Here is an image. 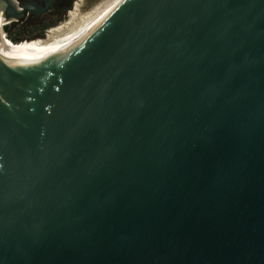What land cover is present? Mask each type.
<instances>
[{"label": "water", "instance_id": "1", "mask_svg": "<svg viewBox=\"0 0 264 264\" xmlns=\"http://www.w3.org/2000/svg\"><path fill=\"white\" fill-rule=\"evenodd\" d=\"M0 264H264V0H122L0 59Z\"/></svg>", "mask_w": 264, "mask_h": 264}, {"label": "flooded vegetation", "instance_id": "2", "mask_svg": "<svg viewBox=\"0 0 264 264\" xmlns=\"http://www.w3.org/2000/svg\"><path fill=\"white\" fill-rule=\"evenodd\" d=\"M97 1L99 0H9L13 13L21 15V18L8 20L11 27L7 37L13 43L45 42L49 40V32L76 24L73 21L75 17L89 13ZM2 17L6 20L5 15Z\"/></svg>", "mask_w": 264, "mask_h": 264}, {"label": "bare ground", "instance_id": "3", "mask_svg": "<svg viewBox=\"0 0 264 264\" xmlns=\"http://www.w3.org/2000/svg\"><path fill=\"white\" fill-rule=\"evenodd\" d=\"M121 1L122 0H114L105 11L98 14L95 18L89 21L84 28L79 29L74 34L68 35L63 39H53L51 42L49 40L45 41H49L48 43L34 42L23 46H16L10 43L5 39L7 34L5 31H3V26L7 23L4 19L0 18V59L15 66L23 65L32 61H49L73 44L79 37L88 31L114 7H116Z\"/></svg>", "mask_w": 264, "mask_h": 264}, {"label": "rangeland", "instance_id": "4", "mask_svg": "<svg viewBox=\"0 0 264 264\" xmlns=\"http://www.w3.org/2000/svg\"><path fill=\"white\" fill-rule=\"evenodd\" d=\"M113 1L114 0H99V1H97V3L91 8L89 13H84L83 15L79 16L80 18L79 17H75V19L73 21L76 24L70 26L69 28H64L63 30H60V31L49 32V41L51 42V41H53V39H63V38H65L68 35L74 34L79 29L84 28L88 24L89 21H91L93 18H95L101 12L105 11L106 8ZM5 39L7 41H9L10 43L16 45V46L28 45V44L34 43V42L38 43L36 41H30V42H24L23 41V42L13 43L12 41H10L8 39L7 36H6ZM48 42H45V43H48Z\"/></svg>", "mask_w": 264, "mask_h": 264}]
</instances>
